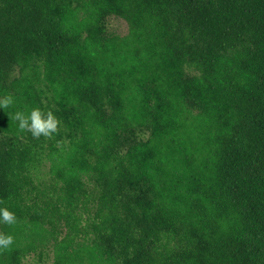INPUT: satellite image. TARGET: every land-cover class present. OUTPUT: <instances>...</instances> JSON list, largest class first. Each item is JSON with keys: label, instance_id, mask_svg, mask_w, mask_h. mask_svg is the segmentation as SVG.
Wrapping results in <instances>:
<instances>
[{"label": "trees", "instance_id": "obj_1", "mask_svg": "<svg viewBox=\"0 0 264 264\" xmlns=\"http://www.w3.org/2000/svg\"><path fill=\"white\" fill-rule=\"evenodd\" d=\"M8 96L0 264H264V0H0Z\"/></svg>", "mask_w": 264, "mask_h": 264}, {"label": "clouds", "instance_id": "obj_2", "mask_svg": "<svg viewBox=\"0 0 264 264\" xmlns=\"http://www.w3.org/2000/svg\"><path fill=\"white\" fill-rule=\"evenodd\" d=\"M13 98L6 97L0 101V109L11 105ZM18 121V127L21 131L30 132L35 138L41 135L51 137L58 131L60 121L53 115L52 112L43 113L39 108L32 109L29 113L16 112L14 117ZM16 222V216L7 208H0V223L13 225ZM14 239L11 235H0V248L7 249L13 245Z\"/></svg>", "mask_w": 264, "mask_h": 264}, {"label": "rangeland", "instance_id": "obj_3", "mask_svg": "<svg viewBox=\"0 0 264 264\" xmlns=\"http://www.w3.org/2000/svg\"><path fill=\"white\" fill-rule=\"evenodd\" d=\"M105 35L108 37L115 38L119 43L123 38H126L128 35V25L127 23L116 16H110L107 18V25L105 27ZM22 90L18 89L17 93L22 94ZM190 114L187 115V123L190 127L193 126V121L196 119L197 111L194 108L188 107ZM1 112V109H0ZM27 264H33L31 260Z\"/></svg>", "mask_w": 264, "mask_h": 264}]
</instances>
